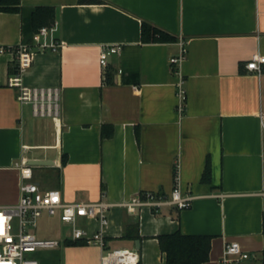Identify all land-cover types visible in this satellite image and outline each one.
Masks as SVG:
<instances>
[{"label": "crops", "instance_id": "1", "mask_svg": "<svg viewBox=\"0 0 264 264\" xmlns=\"http://www.w3.org/2000/svg\"><path fill=\"white\" fill-rule=\"evenodd\" d=\"M40 6L55 9L64 46L34 48L24 81L61 86V116L35 117L18 101L8 84L18 59L0 52V205L20 199L26 159L34 180L48 189L45 174L66 201L112 203L105 248L137 250L141 264H166L158 236L178 230L212 238L203 264H218L232 240L264 258V72L246 66L264 56V0H20L0 10V46L33 44ZM143 22L187 42L182 114L169 61L178 41L143 42ZM104 44L122 47L106 69ZM178 162L190 208L122 205L139 192L170 193ZM69 231L62 264H101L99 245L65 244Z\"/></svg>", "mask_w": 264, "mask_h": 264}, {"label": "built area", "instance_id": "2", "mask_svg": "<svg viewBox=\"0 0 264 264\" xmlns=\"http://www.w3.org/2000/svg\"><path fill=\"white\" fill-rule=\"evenodd\" d=\"M57 22L44 25L36 31L33 44L18 43L1 45L0 52H12L18 59L17 71L8 79V84L17 90V99L21 104L30 105L32 114L38 118L52 117L58 120L61 116L62 87L59 85H31L24 81V74L33 62L34 48L40 51L59 52L64 43L54 31ZM179 53L169 59L172 71L179 76L177 83V110L180 114L186 109L188 93L186 79L182 74L181 64L188 54L187 42L178 39ZM120 44H104L100 50V64L104 69L109 64V57L119 53ZM264 56L254 54L246 66L251 71L264 72ZM137 89V86H135ZM22 175L21 196L13 204L0 205V264H41L29 254L39 248H54L62 245L58 238L40 237L33 230L45 215L59 216L62 222L69 224L70 231L66 236L73 242L83 241L99 245L102 249L101 264H138L139 253L130 248L106 249L105 231L109 225V202H70L63 198L57 188L44 189L34 180L33 167L23 159L18 163ZM195 196L184 191L180 176V163L176 164L174 186L170 193L153 191L139 192L124 202L129 211L138 208H149L159 212L164 207H175L184 210L192 206ZM89 219H97L98 228L92 230L87 224ZM218 264H264V258L256 252L245 249L237 240L227 241Z\"/></svg>", "mask_w": 264, "mask_h": 264}, {"label": "trees", "instance_id": "3", "mask_svg": "<svg viewBox=\"0 0 264 264\" xmlns=\"http://www.w3.org/2000/svg\"><path fill=\"white\" fill-rule=\"evenodd\" d=\"M99 2L100 0H93ZM20 0H0V10H17ZM55 20V9L51 6H40L33 14V23L36 31L44 25H50ZM141 39L143 42H171L178 38L148 22L142 23ZM109 134H112L111 132ZM65 157V155H64ZM65 162V158H64ZM206 170V174H207ZM124 237H131L127 233ZM139 237V236H138ZM160 246L165 254L166 264H203L209 260L211 237L207 235H190L178 230L173 233L158 236ZM83 241L72 242L66 240L65 244H83ZM138 264H141L139 260Z\"/></svg>", "mask_w": 264, "mask_h": 264}, {"label": "rangeland", "instance_id": "4", "mask_svg": "<svg viewBox=\"0 0 264 264\" xmlns=\"http://www.w3.org/2000/svg\"><path fill=\"white\" fill-rule=\"evenodd\" d=\"M41 180L43 181L42 184L46 187H53L47 186L49 185V179L46 177L45 174L39 175ZM70 228L69 224L62 222L59 219V216H49L45 214L39 221L37 227L34 228V232L37 233L40 237H49V238H58L63 239L66 232ZM63 243L59 247L54 248H39L36 252L30 253V257L37 258L41 264H62L63 258Z\"/></svg>", "mask_w": 264, "mask_h": 264}, {"label": "water", "instance_id": "5", "mask_svg": "<svg viewBox=\"0 0 264 264\" xmlns=\"http://www.w3.org/2000/svg\"><path fill=\"white\" fill-rule=\"evenodd\" d=\"M35 164H46L47 162L44 160H33ZM139 243V240L137 241Z\"/></svg>", "mask_w": 264, "mask_h": 264}]
</instances>
